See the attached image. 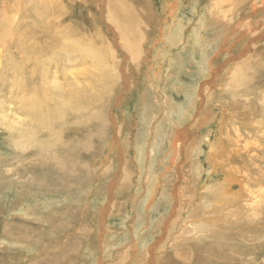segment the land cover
Segmentation results:
<instances>
[{
    "label": "bare ground",
    "instance_id": "bare-ground-1",
    "mask_svg": "<svg viewBox=\"0 0 264 264\" xmlns=\"http://www.w3.org/2000/svg\"><path fill=\"white\" fill-rule=\"evenodd\" d=\"M71 1L69 0V2ZM144 1L146 3L145 13H142L140 4L135 0H108L109 8L105 12L110 28L113 30V36L117 38V43L116 39L114 40L115 45L121 49V53L125 57H131L130 78L127 80L124 77L127 74L122 73L126 79L125 89L129 87L130 79L135 80L139 78L138 76L148 75L150 79L146 78V82L150 83L148 84L150 87L146 85V90L151 91L158 76L163 69L165 70V68L160 70L162 67L161 58L164 56L162 54L167 51L165 45L174 47L186 32L183 19L177 17L182 1L167 0V3L165 2L162 12H167L166 19L162 14L158 16L159 11L152 9L154 3L150 0ZM196 9L194 6L193 10ZM18 11L21 13L17 14ZM66 11L58 3V0H0V129L11 135L14 140L15 152L23 155L19 157L18 163L26 157L36 158L32 163L25 162L28 158L21 161L22 169H40L44 172L45 170L60 171L65 176L66 171L70 175H74L85 166L89 167L87 164L96 141L109 131L107 123L115 126L117 121H108L106 95L120 76L115 69L117 63L114 55L117 54L116 51L109 47L112 51L105 49L108 55H103L100 41L97 38L100 30L92 28L95 31L94 35L80 37L75 24L64 18L63 14ZM205 11L206 13L200 16L198 24L191 29L189 39L194 46L201 49L202 55L198 57V67L202 71L208 72L210 74L208 77L212 78L209 81L210 84L206 86V90L209 91V93L207 91V95L210 98L207 96L204 107L202 104L204 100L201 102L202 112L197 120L193 119L196 121L194 122L195 127L206 128V130L203 129L204 132L199 133L198 138H194L188 143L187 153L190 158L189 164L192 167L191 175H184L183 178L179 176L182 187L176 186L178 192L175 193V196H179V199L184 202L185 208H181L182 211L178 210L176 214H174V209L171 210L169 218L173 219L172 227L168 240L164 242L165 248L168 245L172 247L174 242H181L180 240L183 239L192 242L191 244L185 241L184 246L181 245L183 242L179 243L178 246L181 247L174 250V255L183 264H190L191 254H184L180 250L187 246L190 247L189 244H191L192 249L198 252L195 247L202 245L201 243L204 241L201 239V233L202 236L204 234L207 236L206 241L207 239L214 241L230 239V235L233 237L231 240L238 243L242 240L253 243L264 241L262 240L264 239V121L256 120L257 112L261 114L262 109L264 110V89L255 84H253L254 86L248 85L249 78L253 79L257 73L248 75L243 71L251 65H255L257 69L264 68V41L259 43L264 38V0H211L205 7ZM149 21L158 25L156 27L152 23L161 38L148 32ZM206 31H212V35H214L212 40L208 39L211 36L209 32L210 36H205ZM163 42L166 44L162 45ZM236 43L239 46L243 45V50L238 55L239 59L243 57L242 69L239 71L235 69L234 72L227 73L228 78L221 84L223 85L220 89L222 92L213 91L212 87L218 81L222 69L216 65L217 57L216 60L213 57L217 55V50L226 55L232 53V50L235 52ZM151 45L154 52L150 49ZM148 48L151 54L153 52L152 55L148 54ZM174 60L176 59L174 58ZM90 63H94L92 64L94 65L93 69L86 67ZM184 64L183 60L177 63L180 68ZM177 65L175 64L178 69ZM126 66H120V69H126ZM175 66L173 65V67ZM181 69H178L179 76ZM179 76L175 80L176 83L185 80L180 79ZM187 82L186 80L182 81L183 89L187 92V100L180 106L177 102V106L171 105L172 101H170L172 107L178 108V110L172 109L178 124L172 122L171 119L168 121L171 124L174 123L172 127L175 135L174 140L182 139L185 136L186 128L182 127V124L189 116L192 117L191 108L194 107L198 97V88L190 91ZM252 89L254 92H249ZM218 97L217 103H213V99ZM140 102L143 103V101ZM156 105H158V99H156ZM157 115V111H151L149 116L142 115L143 117H139L142 122V124L139 122L140 125L149 128L152 119ZM169 116L172 117V114ZM166 121H161L158 124L157 128L160 132L161 127L165 132L163 124H167ZM213 122L216 123L217 131H214L213 127H209ZM258 122H260L259 125ZM177 125L182 126L177 128ZM114 128L120 132L117 126ZM147 131L143 133L145 138L148 135ZM164 134L167 135L166 132L160 134L161 139H164ZM170 136L172 137V134ZM213 136L215 141L212 140ZM119 137L121 135L117 136V138ZM117 138L115 142L107 143L108 147L113 145L121 147L123 142L116 141ZM129 140L123 154L130 153L126 150L130 145ZM174 140L173 148L166 156L171 164L178 159L184 146L180 141L174 144ZM203 142L211 146L206 156V161L209 163L208 174L211 177L214 173L217 178L214 179L212 176L209 185L200 192L198 180L205 169V164L199 160L204 149ZM146 143V141L139 140L137 162L141 173L146 169L144 163ZM155 148L157 149L158 146ZM5 155V152L0 150V169L3 167L2 163L11 159ZM154 166L153 164L152 173L149 175L152 187L145 190L148 197L154 195L160 184L159 178L161 177ZM170 167L172 166L170 165ZM22 169L4 166L3 173H0V182L3 181V188L13 189L11 178L19 175ZM121 174H123L122 171L119 175ZM170 175L166 176L165 174L164 183L172 177ZM41 183L47 187L54 186L48 181L42 180ZM61 185L66 186L65 183ZM62 186L56 185L52 191L71 193L66 188L61 189ZM20 192L21 190L17 189L18 198L22 196L18 195ZM79 192L80 194L88 193L87 189L81 187H79ZM111 193H115V189L112 188ZM116 193H121L117 187ZM198 193H200L199 197ZM0 196L2 197L3 193ZM175 196L168 195L166 200L171 201ZM85 197L81 200L84 201ZM62 198L64 199V197ZM197 198L200 201H197ZM52 199L41 201L44 204L49 203V207H52L54 204ZM12 204L11 211L20 205L18 201ZM22 207L24 206L22 205ZM38 207L41 205L31 204L23 210L25 213H20V215L14 213L12 216L9 213L7 217L5 212L0 210V230L2 231L0 236L4 237V239L0 238V259L7 258V251L24 253V249L28 253L39 256L40 248L28 242L27 239L35 237V228L44 229L42 226L47 222L52 234H56L57 230L64 231L61 234L71 233L67 230L68 221L65 218L52 216L56 209H50L49 212H40L39 210L34 212L33 209ZM189 207L195 208L188 211ZM70 209L69 205H64L63 211L59 210V213L68 212ZM74 211L79 215L76 209ZM185 211L188 213L184 216ZM84 212L83 208L80 209V213ZM243 224L249 225V228L245 229ZM174 227L181 232L172 238ZM236 237L239 239L236 240ZM194 241H197L196 246ZM214 241L211 243L213 244ZM40 242L42 240L39 239ZM258 244H263V242ZM142 248L146 250H143L144 256H147L146 252H149L152 247L147 248L146 244L142 243ZM230 248L232 251L233 247ZM245 249L250 250L249 246ZM156 257L157 255H153V258ZM8 259L11 260V264L16 263V261L12 262V258L8 257ZM141 260V257L137 258L138 264H141ZM259 261L258 264H264V258ZM168 264L178 263L171 261ZM247 264L252 263L248 262Z\"/></svg>",
    "mask_w": 264,
    "mask_h": 264
},
{
    "label": "rangeland",
    "instance_id": "rangeland-1",
    "mask_svg": "<svg viewBox=\"0 0 264 264\" xmlns=\"http://www.w3.org/2000/svg\"><path fill=\"white\" fill-rule=\"evenodd\" d=\"M135 1L140 4V10L142 11V13H145V1ZM150 1L154 3V7L152 9L159 11L158 16L162 14L166 19V16L168 14L167 12H162V8L163 5L167 3V0ZM180 1L182 2L180 5L181 7L177 12V17L179 19L182 18L185 23L184 30L186 32V37L184 36L177 44L174 45V47L165 45V49H167V51L165 52V54H162L164 56L161 58L162 67L160 68V70L165 68V70L167 71L163 69L161 72L162 74L160 73V75L158 76V79L160 78L159 81L157 79V82H155V84H153L152 86L154 91H147L146 85L150 83L146 82V78L150 79V77L146 74V76H138L139 78L137 77L138 79L135 80L130 79L129 87L131 88L128 87L127 89H125V78H127L128 80L131 75V57H125L121 53V49L115 45L114 40L116 39L115 41L117 43V38L113 36L114 33L110 28L111 26L109 25V22L106 18L107 13L105 12V10L109 8L110 2H108V0H75L73 2H69V0H58V3H60V5L67 10L63 14L64 18L67 21H72L75 24V26L79 30L78 33L80 37H88L89 35H94L95 31L92 30V28H96V30H100L97 38L100 41L103 55L107 56V51H109L110 48H112L117 53L114 55L116 57L117 63L115 69L117 71V74H119L120 76L117 82L112 86V89L106 95V109H108V121H117L115 126L120 129V132H118L117 129L114 128L115 126L113 127L110 123H107L109 131L96 141L94 150L90 155V159L87 164L89 167L85 166L84 168L80 169L77 174L74 175H70L66 171L65 176L60 171L51 172L45 170L44 172L40 169H22L21 161H24L26 158H28L25 162L32 163L36 160V158L33 156L26 157L24 155V157L26 158L19 161L20 163H18L19 157H22L23 155L20 153L17 154V151L15 152L13 146L14 140L11 135L7 131H3L2 129H0V150L5 152L6 157H11V159L6 163H2L3 167L2 169H0V173H3L4 166L22 169L19 175H16L17 178L16 176H13V178H11V186H13V189L3 188V181L0 182V194L3 193V196H0V210L4 211L7 217V214L9 213V215L11 216L14 213H17L16 215L25 213V211L23 210H25V208H28V206H31V204H40L41 207L33 209L34 212H38V210L40 212H49L50 209H56L52 213V216H61L63 217V219L65 218L68 221L67 230L71 232L66 235L61 234L64 231L57 230L56 234H52L50 233V228L47 225V222L44 226H42L44 227V229L38 227L35 228V237H28V239L26 237V239L29 240L28 242L40 248L41 253L39 256L37 254L28 253L26 249H24V253H14L11 251H7V258L2 257L0 259V264H11V260L8 259V257L12 258V262L16 261V263L13 262L14 264H138L137 258L140 257L142 258L141 264H168L171 261H176L178 264H183L177 259L176 255H174V250L177 247H181L178 246L180 245L179 243L183 242V244L181 245L184 246L186 243L192 244V242L185 240L187 242L184 243L185 241L183 239L180 240L181 242H174V246L169 247L168 245L166 248L164 246V242L168 240V235L172 227L171 224L173 219L169 218L171 210L174 209V214H176L178 210H181V208H185L184 202L179 199V196H175V193L178 192V189L176 191V186L180 188L182 187V183L179 182V176L180 178H183L184 175H191L190 169L192 167L189 164L190 158L187 153V148L189 147L188 143H190L194 138H198L199 133L204 132L203 129L206 130V128L198 129V127H195L194 122H196L195 120H197V118L200 116L202 108L207 102L208 90H206V86L207 84H210L209 81H211L212 78L208 77V75H210L208 74V72L202 71L200 67H198V57L202 55L200 51L201 49L194 46L189 39L191 35V29L198 24L200 16L203 13H206L205 7L209 5L211 0ZM194 6H196L197 8L196 10H193ZM21 11H18L17 14H20ZM152 23L155 24L153 21H149V23L147 24L148 32L153 36L155 35V37L158 36V38H161L156 28L158 25L155 24L156 27H154L152 26ZM208 32L211 34V36ZM204 34L207 37L210 36L208 39L211 38V40L214 37V35H212V31H206V33ZM263 41L264 38L259 43H263ZM164 43L166 44V42H163L162 45ZM150 47V49H152L154 52V49L152 48L153 46L151 45ZM235 48V52L234 50H232V53H228L227 55L221 54L219 53V50H217V55L213 57V59L217 57V64H215L222 68L221 74L218 77V81L212 87L213 91L222 92V90L220 89L223 85L221 84L228 78L227 73L234 72L235 69L237 71L242 69L241 65L244 62L242 61L243 57L239 59L238 55L243 50V45L241 44V46H239L236 43ZM189 52L192 53L190 54ZM183 53L185 56L183 55ZM148 54L152 55L149 52V48ZM174 58L176 60H174ZM181 60H183L185 63L184 66H181L182 69L179 65H177L178 61L180 62ZM172 62L174 66L176 64L178 69H181L184 73L182 74V71L180 70L181 75L179 76V70L176 68V66L173 67ZM92 64L90 63L86 67H90L91 69H93L94 65ZM120 66H126V69H120ZM247 69L249 71H246ZM243 71L248 75L257 73V75L253 79L249 78L248 85L255 84L259 86V88L264 89V68L261 67L257 69L255 65H251L248 68H245ZM252 71L254 72L251 73ZM123 72L127 75L124 76L122 74ZM178 76L180 79L183 78L188 81L187 83L190 91L198 88V97L196 102L194 103V107L191 108L192 117L189 116L186 120L183 121V126L181 125L182 127L186 128L185 136L182 139L174 140L173 138L175 137V135L173 134L172 128L174 123L171 124L168 121L172 120V122H176L178 124L177 117L174 116L175 114L172 111V109L178 110V108H174L171 105L174 104L177 106L178 103V105L180 106L181 104H183L182 102H185L187 100V92L185 91V89H183L184 87L182 85V81L185 80H181L180 82L176 83L175 80L178 79ZM148 87L150 86L148 85ZM252 91L253 89L249 90V92ZM199 93H201V95H199ZM146 99H149L150 101ZM156 99H158V105H156ZM218 99L219 97L217 99L214 98L213 103H217ZM140 101H143V103ZM170 101H172V103ZM201 102L203 104V107L202 105L200 107ZM142 108L144 109V111ZM216 110L218 111L219 109ZM151 111H157L158 115L154 119H152V124L149 127L151 129L147 127L144 128L143 125H140V123L142 124L140 118L143 116H149ZM171 114L172 117L169 116ZM256 116L258 117L257 119L255 118L256 120L260 119L264 121V110L262 109L261 114L260 112H257ZM167 117L168 120L166 121ZM161 121H166L167 123L163 124V127H165V132L167 134L166 136L165 134L163 135L165 136L164 139L160 138V134L165 133L162 131V127V133L157 128L158 124ZM257 124L259 125L260 122H258ZM176 127L180 128L178 125ZM209 127H213L215 129L214 131H217L215 122L211 123ZM147 129L149 130L147 131ZM144 131H147L148 138L144 137ZM171 134L172 137L170 136ZM118 135H121V137L117 138ZM217 136L218 135L216 134V137ZM128 137L130 140L128 139ZM116 138V141L123 142L122 146L118 147L117 145H113L108 147L109 142H115ZM128 140L130 141V145L126 148V150L130 153L123 154L125 152V145L128 144ZM139 140L147 142V145H145L147 147L145 150L144 160L146 169L142 173L137 162ZM173 140L174 144H177L178 141H180L181 145L184 146L183 151L179 155L178 159L171 164L170 160L167 159L166 156L170 154V151L173 148ZM212 140L215 141V137ZM155 145L158 146L157 149L155 148ZM202 145L204 146V149L200 154L199 160L200 162H203L205 164V169L203 170L202 175L198 180L199 185L201 186V188L199 186L200 192H202L203 188L209 185L212 180V176L214 179L217 178L214 173H212L211 177L208 174L209 163L206 161V156L210 151L211 146H209L206 142H203ZM168 149L169 151H167ZM153 164L155 165L154 168L157 169L159 177L161 178H159L160 184L158 185L154 195L152 197H148L146 195V191L147 189L152 187V183L149 182V175L150 173H152ZM170 165L172 167H170ZM120 171H122L123 174L119 175ZM165 174L166 176L168 174H171L170 176L172 177L167 179L164 183ZM42 180L48 181L54 186H62L61 184L65 183L66 186H62L61 189L66 188V190H69L71 193L73 192V195H71V193L69 192H54V190L52 191V189H54V186L47 187L46 185L41 183ZM114 181L115 184H113ZM79 187L87 189L88 193L86 194L85 192H83L82 194H80ZM116 187L118 188V190L120 189L121 193H116ZM112 188L115 189V193H111ZM17 189L18 191L21 190L20 194L18 193V195H22L23 197H17ZM31 191L33 192L31 193ZM169 192L172 193L170 194ZM45 194H48L47 198ZM199 194L200 193H198V197ZM37 195L40 197H38ZM168 195L175 197H173L171 201L166 200V198L168 199ZM75 196H77V198H75ZM62 197H64V199ZM83 197H85L84 201L81 200ZM45 199H52L54 201L52 207H49V203L47 202L46 204L43 203ZM17 201L19 202L20 205L18 206L20 207L17 206L14 210L11 211V207L13 206L12 203H16ZM197 201L200 200L197 198ZM22 205L24 207H22ZM64 205H69L71 209L68 210V212L59 213V210L63 211L62 208ZM82 208L85 211L84 213H80V209ZM193 208L195 207H189L188 211L189 209ZM75 209L77 210V213H79V215L76 214V211H74ZM188 211H185L184 216L188 213ZM243 226L245 229L249 228V225L247 224H243ZM172 231V238H174L175 235H178L181 232L178 231V229H176L175 227L172 229ZM1 233L2 231L0 230V234ZM221 233L224 232L221 231ZM200 235L202 237L201 239L204 240L203 243H201L202 245L196 246L197 241L193 242L196 246L195 250H197L198 252L192 249L193 247L191 244H189L190 247L187 246L185 247V249L180 250L184 252V254H191V258H189L190 264H247L248 262H251L252 264H258L260 263L259 260L264 258V241H260L261 243L263 242V244H258L260 243L259 241L257 243L254 242V244L253 242H247L244 240L238 243L237 241L231 240L233 238L231 235L229 236L230 239H223L221 241L207 239L206 241L207 236H205V234L202 236V233ZM0 238L4 239L3 236H0ZM5 238L7 239V237ZM39 239L42 240V242L39 243ZM237 239L239 238L236 237V240ZM211 241H214L213 244L211 243ZM142 243H145L147 248L152 247L149 252H146L147 256H144L143 250L145 249L142 248ZM248 246L250 250L245 249L248 248ZM230 247H233L232 251H230ZM153 255H157V257L153 258ZM49 256H51L52 258ZM122 261L124 262L122 263Z\"/></svg>",
    "mask_w": 264,
    "mask_h": 264
}]
</instances>
